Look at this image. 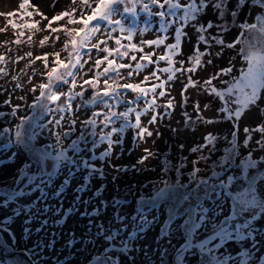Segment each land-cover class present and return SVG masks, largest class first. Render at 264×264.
I'll use <instances>...</instances> for the list:
<instances>
[{
  "label": "snow or ice",
  "instance_id": "1",
  "mask_svg": "<svg viewBox=\"0 0 264 264\" xmlns=\"http://www.w3.org/2000/svg\"><path fill=\"white\" fill-rule=\"evenodd\" d=\"M57 3L54 0L52 7ZM71 4L51 18L31 0L0 13L10 17L7 26L14 30L13 39L0 42V81L7 78L13 85L9 89L0 83V95L7 93L0 101L7 111L0 110V118L8 119V126L0 122V167L19 162L10 182H0V208L9 211L0 217V264L5 252L11 257L7 264H25L18 252L31 257L30 264H48L40 255L55 249L59 233L53 232L47 244L43 238L31 246L28 241L50 226L49 214L60 217L51 221L52 227H63L72 215L87 221L79 236L74 229L67 234L65 248L73 250L69 254L83 257L75 264H137L135 253L148 257L150 251L137 241L158 222L152 214L161 209L165 219L156 238L160 246L151 250L159 264H264V0ZM42 21H47L43 27ZM7 26L0 33H6ZM233 29L237 36L227 41ZM45 31L48 35L39 45L60 44L59 51L13 55V46H34L36 34ZM148 33L152 38H145ZM193 36L195 43L186 55L184 45L192 43ZM225 50H235V55L227 66L216 67L214 59ZM237 57L243 61L239 69ZM37 62L42 70L35 67ZM209 67L215 70L201 78ZM178 81H183L179 99L172 94ZM190 89L208 98L203 107L199 99L192 101L195 115L187 110ZM17 91L23 94L16 96ZM13 98L19 102L13 103ZM213 101L219 102L217 114L205 117ZM177 108L183 124L165 125L177 136L181 129L195 132L201 125L223 122H229L232 131L205 132L203 142L190 147L189 154H195L190 161L180 143L175 162L169 146L165 152L146 147L131 165L111 163L116 148L117 158L123 155L130 131L136 147L153 136L159 139L160 123L170 121ZM253 116L257 122L243 127L241 139V123ZM102 145L106 147L97 153ZM150 159L159 161V171L147 166ZM105 163L118 174H156L137 188L141 194L130 215L122 213L129 203L126 197L103 198L107 184L84 196L94 177L106 179ZM78 174L82 183L64 208L65 193ZM57 177H63L62 183L51 191ZM118 178L112 176L114 185ZM37 192L35 200L21 203ZM53 198L58 206L48 203ZM109 205L114 211L105 223L102 217ZM21 216L25 218L17 237L13 225ZM33 222L40 226L33 229ZM57 264L72 261L65 257Z\"/></svg>",
  "mask_w": 264,
  "mask_h": 264
},
{
  "label": "rangeland",
  "instance_id": "2",
  "mask_svg": "<svg viewBox=\"0 0 264 264\" xmlns=\"http://www.w3.org/2000/svg\"><path fill=\"white\" fill-rule=\"evenodd\" d=\"M22 2V0H0V13H8V12H12L18 9L19 4ZM31 2L35 5H38L40 10L43 11L49 18H51V16L54 13H58L59 11L65 10L69 7L72 6L71 4V0H59V3L56 4L55 7H52L54 0H31ZM35 19L39 20L40 17L39 16H35ZM10 19V17H8L7 15H0V28H4L7 26V20ZM15 19H17L19 21V16L15 17ZM47 21H42L41 22V27L44 26V24H46ZM59 23H64V21H61ZM53 26H57L56 23L53 24ZM8 27V31L6 33H0V42H3L4 40H11L14 38V30L10 27ZM44 35H48V32H41V33H37L36 36L34 37V41L35 44L34 46H29V45H22L19 48H16L15 46H13L14 48V52L13 55L15 54H20L23 55L24 53H26L27 51H32L34 54L39 55L42 52H52V51H59L61 45L57 44L55 46V48L51 47L50 44L48 46H44L41 47L38 43L39 39L42 38V36ZM152 33H148L146 34L145 38H152ZM237 36V31L235 29L230 30L228 35L226 36V40L227 41H232L233 39H235ZM195 43V36H193L192 38V43H185L184 48H185V54L187 55L191 49L193 44ZM202 49H203V45H201ZM4 51L3 48H0V52ZM213 52L218 51L217 48H213L212 49ZM62 55H66V53H62ZM235 55V50H225L223 56L219 59H214V63L216 67H225L228 65V61L231 57H233ZM96 58L95 52H93V59ZM51 59V58H50ZM27 61L22 62L20 65H18L17 67H23L24 64H26ZM236 63V67L237 69H239V67L241 66V64L243 63V61H241L238 57L235 61ZM35 67L38 70H42V64L40 62H37ZM215 69L213 67H209L208 70L206 72H201L200 73V77L201 78H206L207 75L211 72H213ZM15 74V73H13ZM126 74V73H125ZM146 74V73H145ZM142 78V77H141ZM26 79V78H25ZM0 83H4L9 89L13 86L12 84L7 83V78L5 81H0ZM182 83L183 81H178L175 83L174 85V90H173V95H175L177 97V99H179V93L182 87ZM23 93L17 91L15 93L16 96L22 95ZM189 94H190V101H189V106H188V111L189 113H192L193 115H195V113H193V109H192V101L199 99L201 102V107H203V104L208 102V98H206L205 96H197L196 91L190 89L189 90ZM7 98V93H4L3 95H0V101H3L4 99ZM19 101L16 100L15 98H13V103H18ZM219 102L218 101H213L211 103V109L210 110H205L203 112V115L205 117L208 118H212L215 117L217 114V107H218ZM0 110H4L7 111V107L0 105ZM162 111V110H161ZM11 119L13 122H15V118H9ZM144 122H147V117L143 118ZM0 122H2L4 124V126H8V119L5 118H0ZM179 122V123H178ZM257 122L256 118L253 117H249L247 120H244L241 125H240V138H243V127L245 125H254ZM170 127H179L180 125L183 124V120L181 117V111L179 108L176 109L175 113L173 114V116L171 117V120L169 121L167 118L160 123V131L163 133V135L157 139L155 136H153L152 138H148L146 143H142L139 145V147H136L133 143H132V133L131 131L127 134L126 138H125V143H124V153L123 155L119 156V158H117V156L115 155V153H118L120 151L119 148L115 149V153L113 154V156L111 157V163L114 165H131L134 164L137 159L143 155V149L144 148H151L153 150H159L160 152H165L169 146H171V155L170 158L173 159V161L175 162L177 159V154L179 152V148L178 145L180 143H184L185 144V149L183 152V155H188L189 156V161L191 159L194 158L195 154H189V149L193 144L196 143H202L203 142V135L205 132L207 131H213L215 133H219V134H228L232 131V125L229 122H223V123H217V124H213V125H209V126H199L195 132L192 131H188V130H184L181 129L179 135L177 136L176 134L172 133L170 131V127H165V125H169ZM153 140L156 141L155 144H153ZM106 147V145H102L98 150L97 153L99 151H103L104 148ZM131 151V154H129V150ZM4 150H1L0 152H3ZM11 149L9 150V154H10ZM98 165L101 163L100 161L96 162ZM147 166H156L157 167V171H159V161L156 159H150L147 162ZM203 166V165H201ZM19 167V162H10L7 166L5 167H0V182H10L11 178L13 176L16 175V169ZM189 168H191V164L189 163L188 165ZM104 168L105 171L107 173V177L106 179H100L98 177H94L91 181L92 183V188L90 191L84 193L85 198L90 196L92 194V191H95L97 188L100 187L101 184H107V188L105 189L104 193H103V198H110L113 195H120L123 197H126L128 200V206L122 210L123 211H127L128 214L130 215L134 208L136 207V199L138 198V196L141 194L139 191H137V188L139 186H141L144 183H147L148 179H155V173H150V172H144V173H136V172H129V173H125V174H118L114 169L108 167L107 163L104 164ZM114 175H119V178L117 179V181L115 182V185L112 183V176ZM147 177V179H145ZM62 179L63 177H57L54 181L53 187L51 189V191H54L56 187H58L60 185V183H62ZM82 183V175L78 174L77 177L72 181L71 186L69 187V189L66 191L65 193V198H64V208H67L70 206L71 201L74 199V194H73V189L77 186V184ZM119 186V191H117L116 186ZM132 185H136V188H132L131 191H129V186ZM145 195L148 194L147 190L144 191ZM39 196V192L33 194V196L25 198L21 201V203L27 204L29 202H31L32 200H35L36 197ZM99 201H97L98 203ZM48 203L53 204V205H59V201L55 198L50 199L48 201ZM42 206V205H41ZM83 210V208H81V211ZM114 209L111 207V205H109L108 207V211L105 217H102V219L105 220V223H107V220L112 216ZM164 210L161 209L159 212H155L152 215H157L159 217L158 222L150 227L147 232L144 234L143 238L139 239L137 241V243L140 245V247H143L145 245H148L150 248L149 251V256L145 257L144 254L142 252H136L135 253V258L137 260V264H146V261H148L150 259L151 264H159L156 256L152 255V249H157L160 245H157L156 243V238L160 233V229H161V225L163 224V221L165 219L164 216ZM9 214L8 210H5L3 208H0V217H6ZM61 215H63L61 213ZM25 217L21 216L13 225V227L15 228L16 232H17V237H19V224L20 221L23 220ZM46 217L41 216L40 219H44ZM50 219V226L45 228L42 232H40L39 234H35V232L33 233L31 239L28 241L29 246H31L33 241L39 240L41 238L44 239V243L47 244L48 241L50 239H52L51 234L53 232L59 233V238L57 239L56 245H55V249H46L44 251L43 254L40 255V261H47L48 264H57V261H63L65 259V257H68L69 260L72 261V264H75L76 260H83V257H74L71 256L69 253L73 250L67 249L65 248V243L66 241L69 239V236L67 235L68 232L70 230H75L76 231V235L79 236L83 227L86 225L87 221L84 219H81L78 215H72L69 216L67 219L66 224L63 227L60 226H56V227H52L51 226V221L52 220H56L59 219V216H51V214H49V217H47ZM39 223L38 222H33V224L31 225V227L33 229L39 227ZM173 244L176 243V240L174 239ZM164 242L161 241V245ZM77 247H79V245H77ZM158 254V253H157ZM5 257V262L4 264H7V261L9 259H11V257H9V254L7 252H5L4 254ZM19 256H24L25 259V264H30L27 259H32L31 257L27 256L26 253H22V252H18L17 253V257ZM39 264V262H38Z\"/></svg>",
  "mask_w": 264,
  "mask_h": 264
},
{
  "label": "trees",
  "instance_id": "3",
  "mask_svg": "<svg viewBox=\"0 0 264 264\" xmlns=\"http://www.w3.org/2000/svg\"><path fill=\"white\" fill-rule=\"evenodd\" d=\"M27 261L30 263L31 260L30 259H27Z\"/></svg>",
  "mask_w": 264,
  "mask_h": 264
}]
</instances>
